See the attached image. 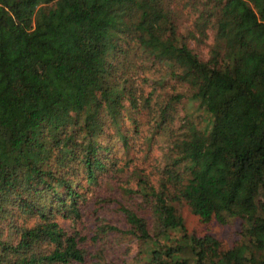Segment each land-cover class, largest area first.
<instances>
[{
	"label": "trees",
	"instance_id": "trees-1",
	"mask_svg": "<svg viewBox=\"0 0 264 264\" xmlns=\"http://www.w3.org/2000/svg\"><path fill=\"white\" fill-rule=\"evenodd\" d=\"M0 264H264V0H0Z\"/></svg>",
	"mask_w": 264,
	"mask_h": 264
},
{
	"label": "rangeland",
	"instance_id": "rangeland-1",
	"mask_svg": "<svg viewBox=\"0 0 264 264\" xmlns=\"http://www.w3.org/2000/svg\"><path fill=\"white\" fill-rule=\"evenodd\" d=\"M115 204H107L103 207L102 214L112 222V224L122 228L125 227L121 221L120 215L114 210ZM184 224L189 231H193L196 234L208 233L219 239L224 245L229 246L237 237V231L239 229L238 222L234 221L230 224L220 225L215 221L201 222L196 216L191 214L189 210L184 206L179 207ZM83 227L90 231L92 224L89 223V218L83 219ZM66 222V221H65ZM103 242L107 243L105 253L112 255L117 262L121 261L123 254L126 260L129 259L135 251V246L132 241L127 238H116V241L109 242L108 240Z\"/></svg>",
	"mask_w": 264,
	"mask_h": 264
}]
</instances>
